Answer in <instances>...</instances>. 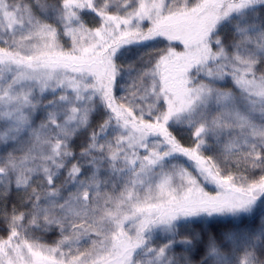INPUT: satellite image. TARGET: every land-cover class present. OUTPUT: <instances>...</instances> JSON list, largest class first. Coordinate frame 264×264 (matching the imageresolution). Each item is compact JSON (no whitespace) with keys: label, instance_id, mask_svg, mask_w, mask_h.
I'll list each match as a JSON object with an SVG mask.
<instances>
[{"label":"snow or ice","instance_id":"6c2138e0","mask_svg":"<svg viewBox=\"0 0 264 264\" xmlns=\"http://www.w3.org/2000/svg\"><path fill=\"white\" fill-rule=\"evenodd\" d=\"M0 264H264V0H0Z\"/></svg>","mask_w":264,"mask_h":264}]
</instances>
